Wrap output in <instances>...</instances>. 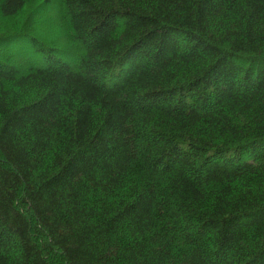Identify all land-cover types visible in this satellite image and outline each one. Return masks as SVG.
Segmentation results:
<instances>
[{
    "label": "trees",
    "instance_id": "16d2710c",
    "mask_svg": "<svg viewBox=\"0 0 264 264\" xmlns=\"http://www.w3.org/2000/svg\"><path fill=\"white\" fill-rule=\"evenodd\" d=\"M53 1L71 63L0 26V264H264V0Z\"/></svg>",
    "mask_w": 264,
    "mask_h": 264
},
{
    "label": "rangeland",
    "instance_id": "374dc122",
    "mask_svg": "<svg viewBox=\"0 0 264 264\" xmlns=\"http://www.w3.org/2000/svg\"><path fill=\"white\" fill-rule=\"evenodd\" d=\"M52 2L55 1L52 0ZM28 3V8L23 10V13L19 18L17 16L16 18L13 17L12 19L0 17V26H2L1 28L7 27V30L10 28L9 32H11L12 30H14L15 26H19V30L21 29L24 32L31 33L32 31H34L36 35L41 34L43 39H39L42 40L41 42H43V44H48V47H50L51 49L58 48L57 50L60 53L55 54V58L61 59L66 63H71L72 60L75 59V55H73V57H69L68 55H65V53H62L63 51L61 49V45L64 42L63 35L59 36V32H62V30H60V28L62 27V23L51 26L52 23H55L57 21V17H53L52 15L56 16L55 13H57L59 10L53 8V3L51 4V7L45 8V0H28ZM59 25H61L60 28ZM55 27L58 29L57 31ZM1 31L5 32L4 30ZM50 40H55L56 43H52ZM20 48L22 49V47ZM5 50L6 49H3V47H0V59H8L14 67L17 68L18 66H26L27 68L32 64V61L29 62L26 59L13 60L6 57V54L3 53Z\"/></svg>",
    "mask_w": 264,
    "mask_h": 264
}]
</instances>
